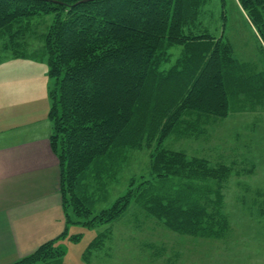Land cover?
I'll return each mask as SVG.
<instances>
[{
	"label": "trees",
	"instance_id": "1",
	"mask_svg": "<svg viewBox=\"0 0 264 264\" xmlns=\"http://www.w3.org/2000/svg\"><path fill=\"white\" fill-rule=\"evenodd\" d=\"M81 1L0 0V41L9 40L5 48L16 59H47L54 80L49 91V142L59 161L65 213V230L58 239L11 264H65L66 248L57 244L68 236L71 225L96 228L101 221L118 219L133 201L182 236L218 237L227 222L191 200L195 184L188 180L217 182L240 163H212L169 149L166 143L193 120L226 118L233 99L264 97V0H238L257 32L260 71L235 57L225 36L223 11L219 34L198 28L208 0ZM47 13L56 18L44 35L42 52L23 51L18 36L29 29L32 18ZM144 147L151 150V160L150 180L137 187L143 185V192L130 189L108 211L92 217L94 204L85 187L89 173L93 171L102 184L105 159ZM174 178L186 179L188 185L181 190L172 185L166 196L156 193L158 186L168 188ZM203 190L220 199L218 186L214 192ZM80 236L71 239L78 241Z\"/></svg>",
	"mask_w": 264,
	"mask_h": 264
},
{
	"label": "rangeland",
	"instance_id": "2",
	"mask_svg": "<svg viewBox=\"0 0 264 264\" xmlns=\"http://www.w3.org/2000/svg\"><path fill=\"white\" fill-rule=\"evenodd\" d=\"M222 11L226 16L225 36L233 45L235 57L249 63L256 71L263 70L257 32L247 22L238 0H223V3L208 0L199 17L202 26L198 28L219 34L224 23ZM55 18L54 14L47 13L30 20L29 29L18 36V40L24 43L23 51L42 52L44 35ZM18 31L21 30L15 32ZM8 42L6 39L0 41L1 67L7 68L6 63H10L8 73L18 79L19 86L25 90L24 101L31 107H38L31 108V112L16 111L9 116L3 115L0 120V131L17 127L19 139L25 130L18 127L42 119L46 108L49 110V91L54 87V80L48 74L47 59H16L5 48ZM4 78V74L0 75V91ZM229 109L226 118L209 116L208 120L207 117L201 121L193 120L166 143L169 149L185 150L190 156L205 157L212 163L233 159L240 163L226 178L218 176L217 182L214 179L188 180L195 184L196 193H191V200L202 204L215 218L227 222L223 233L215 238L182 236L169 230L133 201L118 219L101 221L96 228L71 225L68 236L57 244L66 248L65 264H264V97L233 99ZM39 132L36 130L33 136ZM150 152L147 147L124 150L117 157L105 159L102 162V184L93 177V171L89 173L85 187L94 204L90 210L91 213L93 210L92 217L108 211L130 189L150 180ZM186 181L174 178L169 181L168 188L158 186L160 193L155 191L166 196L172 185L181 190L180 186L188 185ZM216 186L220 189V199L218 195H207L203 190L208 187L214 192ZM141 188L137 189L143 192V185ZM136 197L137 193L133 199ZM72 211L70 208L75 221L77 218ZM223 225L225 227L223 223L220 227ZM74 235H81L80 239L72 240Z\"/></svg>",
	"mask_w": 264,
	"mask_h": 264
},
{
	"label": "crops",
	"instance_id": "3",
	"mask_svg": "<svg viewBox=\"0 0 264 264\" xmlns=\"http://www.w3.org/2000/svg\"><path fill=\"white\" fill-rule=\"evenodd\" d=\"M6 64L3 69L0 63V75L5 76L0 91V120L12 112L38 109L24 101L25 90L8 73L10 63ZM47 110L42 119L18 127L25 130L19 139L17 127L0 131V264H11L34 253L65 230L60 166L49 142L53 127ZM36 130L40 132L33 136Z\"/></svg>",
	"mask_w": 264,
	"mask_h": 264
},
{
	"label": "water",
	"instance_id": "4",
	"mask_svg": "<svg viewBox=\"0 0 264 264\" xmlns=\"http://www.w3.org/2000/svg\"><path fill=\"white\" fill-rule=\"evenodd\" d=\"M88 1H93V0H82L80 3H85V2H88Z\"/></svg>",
	"mask_w": 264,
	"mask_h": 264
}]
</instances>
